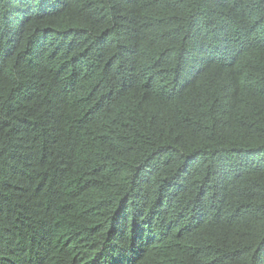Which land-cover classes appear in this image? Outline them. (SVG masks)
Masks as SVG:
<instances>
[{
    "label": "trees",
    "instance_id": "obj_1",
    "mask_svg": "<svg viewBox=\"0 0 264 264\" xmlns=\"http://www.w3.org/2000/svg\"><path fill=\"white\" fill-rule=\"evenodd\" d=\"M0 264H264V0H0Z\"/></svg>",
    "mask_w": 264,
    "mask_h": 264
}]
</instances>
